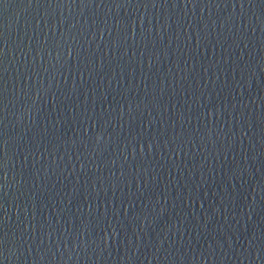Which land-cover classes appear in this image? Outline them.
<instances>
[{
  "label": "water",
  "instance_id": "obj_1",
  "mask_svg": "<svg viewBox=\"0 0 264 264\" xmlns=\"http://www.w3.org/2000/svg\"><path fill=\"white\" fill-rule=\"evenodd\" d=\"M0 264H264V0H0Z\"/></svg>",
  "mask_w": 264,
  "mask_h": 264
}]
</instances>
